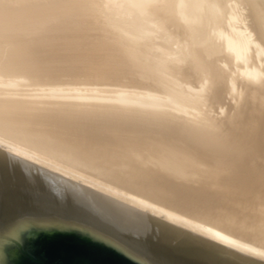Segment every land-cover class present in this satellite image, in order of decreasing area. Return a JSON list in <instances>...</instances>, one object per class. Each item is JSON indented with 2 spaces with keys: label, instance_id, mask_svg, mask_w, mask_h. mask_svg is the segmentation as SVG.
Masks as SVG:
<instances>
[{
  "label": "bare ground",
  "instance_id": "bare-ground-1",
  "mask_svg": "<svg viewBox=\"0 0 264 264\" xmlns=\"http://www.w3.org/2000/svg\"><path fill=\"white\" fill-rule=\"evenodd\" d=\"M43 211L264 264V0H0V216Z\"/></svg>",
  "mask_w": 264,
  "mask_h": 264
},
{
  "label": "water",
  "instance_id": "water-1",
  "mask_svg": "<svg viewBox=\"0 0 264 264\" xmlns=\"http://www.w3.org/2000/svg\"><path fill=\"white\" fill-rule=\"evenodd\" d=\"M9 220L0 216V228L8 224V229L0 231V264H25L27 260L38 263L34 249L62 256L64 264H96L94 255L100 254L102 264H109L108 255L124 264H158L141 257L111 234L58 216L15 223H10L11 217ZM64 243H69L70 251L61 247Z\"/></svg>",
  "mask_w": 264,
  "mask_h": 264
},
{
  "label": "flooded vegetation",
  "instance_id": "flooded-vegetation-1",
  "mask_svg": "<svg viewBox=\"0 0 264 264\" xmlns=\"http://www.w3.org/2000/svg\"><path fill=\"white\" fill-rule=\"evenodd\" d=\"M69 243H64L61 245V247L65 250H69L70 251V245L68 246ZM71 244V243H70ZM32 250V249H31ZM44 249H34L32 250L33 255L35 256V258L38 259V263L35 262H31L30 260H27L26 263L29 264H64L63 258L62 256L59 257L58 255H54V254H47L46 252L43 251ZM100 253V252H99ZM66 257V256H65ZM94 259L96 260V264H102L103 261V256H101V254L99 256L94 255ZM108 259H109V264H124L123 262H121L119 259L115 258V257H111V255H108ZM25 263V264H26Z\"/></svg>",
  "mask_w": 264,
  "mask_h": 264
},
{
  "label": "rangeland",
  "instance_id": "rangeland-1",
  "mask_svg": "<svg viewBox=\"0 0 264 264\" xmlns=\"http://www.w3.org/2000/svg\"><path fill=\"white\" fill-rule=\"evenodd\" d=\"M63 81H69V78H63ZM121 83H127V80L126 79H123L122 81H121ZM109 84V85H108ZM107 85H104V84H102L101 86L99 85V88H105V87H110V86H112L113 84H111V83H108ZM227 102V104L229 103V104H233V102H231V101H226ZM217 112V113H216ZM219 113V114H218ZM221 112H220V110H219V112H218V110H216L214 113H212L211 112V114H212V116H214L215 118H222L223 116H224V114L222 115V114H220ZM41 214H35L34 215V217H35V219H45V218H52V217H57L59 214H61V213H56V211H43V212H40ZM55 213V214H54ZM63 215V216H62ZM24 216H16L13 220H11V222L13 221H18L19 219H21V218H23ZM60 219H63V220H68V221H75L76 223H78V222H83V223H86L85 221H81L79 218H77L76 217V215L75 216H71V215H68V214H65V213H62L61 215H59L58 216ZM69 218L71 219V220H69ZM74 219V220H73ZM9 220V219H8ZM7 220V221H8ZM10 221V220H9ZM10 222V223H11ZM86 224H89V223H86ZM4 227V229L5 228H7L8 227V224L6 225V226H3ZM3 227L1 226V228H0V231H3L4 229H3Z\"/></svg>",
  "mask_w": 264,
  "mask_h": 264
}]
</instances>
